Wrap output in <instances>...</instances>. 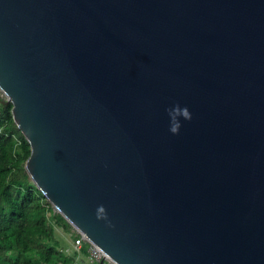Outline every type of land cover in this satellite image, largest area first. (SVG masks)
<instances>
[{
	"label": "water",
	"instance_id": "1",
	"mask_svg": "<svg viewBox=\"0 0 264 264\" xmlns=\"http://www.w3.org/2000/svg\"><path fill=\"white\" fill-rule=\"evenodd\" d=\"M0 91L111 264H264V0H0Z\"/></svg>",
	"mask_w": 264,
	"mask_h": 264
},
{
	"label": "trees",
	"instance_id": "2",
	"mask_svg": "<svg viewBox=\"0 0 264 264\" xmlns=\"http://www.w3.org/2000/svg\"><path fill=\"white\" fill-rule=\"evenodd\" d=\"M11 107L0 92V264H73L84 259L88 243L67 253L57 237L56 223L71 225L54 212L26 173L30 146L12 119Z\"/></svg>",
	"mask_w": 264,
	"mask_h": 264
},
{
	"label": "built area",
	"instance_id": "3",
	"mask_svg": "<svg viewBox=\"0 0 264 264\" xmlns=\"http://www.w3.org/2000/svg\"><path fill=\"white\" fill-rule=\"evenodd\" d=\"M76 238L74 240V250L75 251H80L82 244L86 241L88 243V247H87V254H86V260L83 261V259H78L77 261H75L73 264H85L86 262L88 263H94V262H99V261H103L106 260L108 261L104 254L97 249L95 246H93L92 244H90L82 234H80L78 231H76ZM85 259V257H84ZM42 264H46V263H42Z\"/></svg>",
	"mask_w": 264,
	"mask_h": 264
},
{
	"label": "rangeland",
	"instance_id": "4",
	"mask_svg": "<svg viewBox=\"0 0 264 264\" xmlns=\"http://www.w3.org/2000/svg\"><path fill=\"white\" fill-rule=\"evenodd\" d=\"M1 92V91H0ZM2 96H4L2 93H1ZM54 212H57L54 208H53ZM55 229H56V235L57 237H59V240L62 242V244L64 245V249L67 248L66 252H71L72 249L74 248V240L75 238L77 237L76 236V230L71 226V227H66L64 226L62 223H59L58 224L56 223V226H55ZM85 259L83 260H86V256H84Z\"/></svg>",
	"mask_w": 264,
	"mask_h": 264
},
{
	"label": "clouds",
	"instance_id": "5",
	"mask_svg": "<svg viewBox=\"0 0 264 264\" xmlns=\"http://www.w3.org/2000/svg\"><path fill=\"white\" fill-rule=\"evenodd\" d=\"M171 114V113H170ZM183 114L187 117V116H189V113H188V111H187V109H184L183 110ZM173 119H175V117L173 116ZM173 133H176V132H178V127H172L171 129H170Z\"/></svg>",
	"mask_w": 264,
	"mask_h": 264
}]
</instances>
